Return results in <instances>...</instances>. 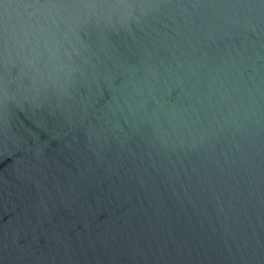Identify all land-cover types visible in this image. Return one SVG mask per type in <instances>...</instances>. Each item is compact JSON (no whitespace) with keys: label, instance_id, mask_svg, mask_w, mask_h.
<instances>
[{"label":"water","instance_id":"1","mask_svg":"<svg viewBox=\"0 0 264 264\" xmlns=\"http://www.w3.org/2000/svg\"><path fill=\"white\" fill-rule=\"evenodd\" d=\"M0 264H264V0H0Z\"/></svg>","mask_w":264,"mask_h":264}]
</instances>
